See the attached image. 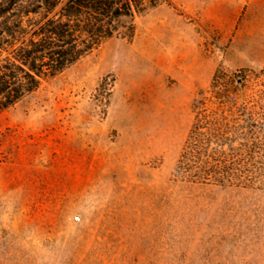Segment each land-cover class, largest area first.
<instances>
[{
  "label": "rangeland",
  "instance_id": "1",
  "mask_svg": "<svg viewBox=\"0 0 264 264\" xmlns=\"http://www.w3.org/2000/svg\"><path fill=\"white\" fill-rule=\"evenodd\" d=\"M134 24L0 111V264H264V0Z\"/></svg>",
  "mask_w": 264,
  "mask_h": 264
},
{
  "label": "trees",
  "instance_id": "2",
  "mask_svg": "<svg viewBox=\"0 0 264 264\" xmlns=\"http://www.w3.org/2000/svg\"><path fill=\"white\" fill-rule=\"evenodd\" d=\"M164 1L0 0V111L110 38H131L135 16Z\"/></svg>",
  "mask_w": 264,
  "mask_h": 264
},
{
  "label": "built area",
  "instance_id": "3",
  "mask_svg": "<svg viewBox=\"0 0 264 264\" xmlns=\"http://www.w3.org/2000/svg\"><path fill=\"white\" fill-rule=\"evenodd\" d=\"M74 219L77 221V220H79V217L78 216H75Z\"/></svg>",
  "mask_w": 264,
  "mask_h": 264
}]
</instances>
